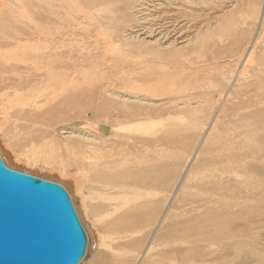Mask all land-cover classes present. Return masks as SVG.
Listing matches in <instances>:
<instances>
[{
	"label": "bare ground",
	"instance_id": "obj_1",
	"mask_svg": "<svg viewBox=\"0 0 264 264\" xmlns=\"http://www.w3.org/2000/svg\"><path fill=\"white\" fill-rule=\"evenodd\" d=\"M0 155L70 193L78 264L264 261V0H0Z\"/></svg>",
	"mask_w": 264,
	"mask_h": 264
},
{
	"label": "water",
	"instance_id": "obj_2",
	"mask_svg": "<svg viewBox=\"0 0 264 264\" xmlns=\"http://www.w3.org/2000/svg\"><path fill=\"white\" fill-rule=\"evenodd\" d=\"M86 246L67 190L0 156V264H78Z\"/></svg>",
	"mask_w": 264,
	"mask_h": 264
},
{
	"label": "rangeland",
	"instance_id": "obj_3",
	"mask_svg": "<svg viewBox=\"0 0 264 264\" xmlns=\"http://www.w3.org/2000/svg\"><path fill=\"white\" fill-rule=\"evenodd\" d=\"M122 55V56H121ZM119 57V58H118ZM108 60H110V62H108V65H109V67H112V65L111 64H113L114 65V67H116V68H118L119 70H120V68H121V66H127L126 68H128L129 70L131 69V70H134L135 68H138V67H145V68H147L148 70H153L154 68H156L158 65H163L164 63H158V64H148V63H142V62H144V59H142V61H136V60H134L133 61V59L131 58V56L129 55V54H127L125 51H120V52H116V53H114V55L112 56V57H108L107 58ZM114 60V61H113ZM136 61V62H135ZM127 64V65H126ZM117 76V75H116ZM178 125V124H177ZM177 125H173L172 127H173V129H175L174 130V134L175 135H182L183 134V132H186L187 134H190V135H198V132H197V130L195 129V127L191 124V126H183V125H181V126H177ZM179 127V128H178ZM194 127V128H193ZM180 132H179V131ZM177 133V134H176ZM203 131L199 134V135H203ZM188 144V141H183L182 143H181V145L183 146V147H185V148H183V147H180V148H183V149H187V145ZM185 145V146H184ZM180 148H178L179 149V151L177 150V152L178 153H180V150H182L181 151V153L183 152V149H180ZM199 148V147H198ZM197 148V149H198ZM180 153V154H181ZM184 153V152H183ZM1 156V155H0ZM2 158V157H1ZM3 160V159H2ZM7 166H10V167H13L14 169H17V170H21V171H25V172H28V173H30V174H34V175H36V176H41V177H43V178H46V179H49V180H52V181H56V182H58L59 184H61L63 187H64V185L60 182V181H58V178H57V176H55V175H51V177L49 176V174H47V173H45V172H41L42 174H36V170L35 171H33V170H31V169H22V168H19V167H15V166H11V165H8V164H6ZM195 165H196V163H195ZM189 168V167H188ZM191 174H193V177L194 176H198L199 175V170L198 169H196L195 167H194V164L193 165H191ZM38 173V172H37ZM179 173V171L178 172H174L173 174H178ZM44 175V176H43ZM191 179V178H190ZM65 188V187H64ZM66 189V188H65ZM67 190V189H66ZM68 192V191H67ZM68 194H69V196H70V198H71V195H70V193L68 192ZM72 200V199H71ZM72 203H73V200H72ZM256 204V203H255ZM73 206H74V203H73ZM177 205H175V207H176ZM183 206V208L181 207V205H179V206H177V209H176V213H179L180 211H183L184 210V205H182ZM74 208H75V206H74ZM75 211H76V209H75ZM185 211H187V210H185ZM185 211H184V214L186 215V218L184 219V221L185 220H187V219H189V217H188V215L185 213ZM77 213V212H76ZM182 213V212H181ZM81 222V221H80ZM192 223H195V221H193L192 220ZM82 224V223H81ZM83 226V225H82ZM222 227H224V226H222ZM227 229H234V225L233 224H226V226H225ZM84 228V227H83ZM84 230H85V233H86V236H87V231H86V229L84 228ZM179 232H181V231H178V233ZM179 235H180V237H185V236H183V235H181V233H179ZM87 241H88V239H87ZM257 247H258V249L259 250H261V252L263 253L264 252V244L262 245V246H258L257 245ZM246 248V247H245ZM188 251H190V250H188ZM253 252V253H252ZM242 253L243 254H246V256H247V258L245 259V260H243V261H241V264H264V263H262V262H264V261H259V260H257L256 259V257H255V255L256 254H258L257 252H254L253 250H249L248 248H246V249H243L242 250ZM249 253V254H248ZM207 255H209L208 253H207ZM263 256H264V253L262 254ZM211 256V255H210ZM230 257H231V254H230V251L229 252H226L224 255H223V257H222V259H221V261H222V264H225V262L228 264V262H229V260H230ZM255 258V259H254ZM224 260V261H223Z\"/></svg>",
	"mask_w": 264,
	"mask_h": 264
}]
</instances>
